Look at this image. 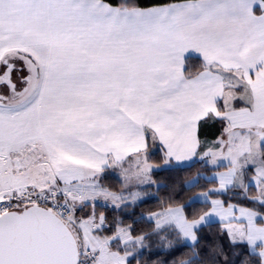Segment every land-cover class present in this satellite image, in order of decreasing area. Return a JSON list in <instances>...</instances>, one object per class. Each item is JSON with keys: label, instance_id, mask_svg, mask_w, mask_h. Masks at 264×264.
I'll return each mask as SVG.
<instances>
[{"label": "snow or ice", "instance_id": "snow-or-ice-1", "mask_svg": "<svg viewBox=\"0 0 264 264\" xmlns=\"http://www.w3.org/2000/svg\"><path fill=\"white\" fill-rule=\"evenodd\" d=\"M155 152L216 186L138 233ZM213 218L227 243L201 251ZM182 240L179 264H264V0H0V264H149L154 243L177 264Z\"/></svg>", "mask_w": 264, "mask_h": 264}, {"label": "trees", "instance_id": "trees-1", "mask_svg": "<svg viewBox=\"0 0 264 264\" xmlns=\"http://www.w3.org/2000/svg\"><path fill=\"white\" fill-rule=\"evenodd\" d=\"M111 3H119L120 0H109ZM155 2V0H141V3L145 6L150 5ZM193 64H197L198 60H193ZM222 125L219 121L210 123L204 122L201 124V137L216 139L221 134ZM151 160L154 162L157 170L152 172L154 181L159 184L157 187L151 185L146 189L147 192L152 193V195L145 198L142 202L135 204L134 206L128 208L127 212L123 215V219L126 224H131L136 232H148L151 231L153 227V221L147 219V215L165 210L168 206H187L188 201L196 196L200 189L186 191L185 185L188 181L192 180L197 174L210 175L213 173L211 171V166H205L200 160H196L189 164L184 165H169L165 167L163 165V154L162 152H155L151 156ZM221 170H224L223 168ZM103 183L112 191L122 190V181L112 174L107 172L105 175ZM216 186V183L205 179H201L200 188H209ZM145 191V190H144ZM201 205H196L193 208L188 209V214L191 216L195 211L197 215L201 209ZM101 211H104L102 205H98ZM109 215H114L113 210L108 209ZM222 231L221 223H213L205 227V229L200 233L204 237V242L200 245V250L209 249L210 245H213L219 240H223L227 243V240L219 236ZM185 242L182 240L180 244V250L184 255L180 256L177 260L190 259L191 251L188 246H184ZM143 259L149 264H165L173 259L171 252L166 250V246H162L159 243H154L150 252L146 253Z\"/></svg>", "mask_w": 264, "mask_h": 264}, {"label": "crops", "instance_id": "crops-1", "mask_svg": "<svg viewBox=\"0 0 264 264\" xmlns=\"http://www.w3.org/2000/svg\"><path fill=\"white\" fill-rule=\"evenodd\" d=\"M207 122H210V123H214V122H217V120H215V119H209ZM202 123H204V122H202ZM199 136H200V139H201V142H202V144L203 143H205V142H207V143H209V144H211L215 139H212V138H203V137H201V127H200V130H199ZM196 160H198V159H195L194 158V160L193 161H191V162H194V161H196ZM191 162H187V163H182L181 165H184V164H189V163H191ZM170 165H176V164H170ZM223 171V170H222ZM107 172H111L112 174H114L115 176H117L121 181H122V183H123V180H122V172H121V170L120 169H109ZM106 172V173H107ZM105 173V174H106ZM119 173L121 174V176L119 175ZM104 174V175H105ZM213 173H211L210 175H203V177L205 178V179H207V180H209V181H213V182H215L213 179H212V177H213ZM151 176H152V173H151ZM153 177V176H152ZM216 183V182H215ZM146 187H149V186H146ZM123 190V189H122ZM161 211H163V210H161ZM159 212V211H158ZM156 213V212H155ZM153 214V213H152ZM150 215V214H149ZM213 223H220L219 221H218V219L217 218H213V220H212V222L210 223V224H213ZM188 244H190V242H188Z\"/></svg>", "mask_w": 264, "mask_h": 264}, {"label": "rangeland", "instance_id": "rangeland-1", "mask_svg": "<svg viewBox=\"0 0 264 264\" xmlns=\"http://www.w3.org/2000/svg\"><path fill=\"white\" fill-rule=\"evenodd\" d=\"M119 175L121 176L120 173H119ZM152 176H153V174H152ZM152 176H151V179L154 181V177H152ZM121 177H122V176H121ZM151 185H155V186L157 187L159 184H156L155 181H154V183H152ZM151 185H150V186H151ZM146 189H148V187H146V186H141L139 190L144 191V190H146ZM133 190H137V189H136V188H133ZM146 192H147V191H146ZM150 195H152V193L147 192V195L143 196V198L140 199V200H138L135 204H137V203H139V202H142L145 198H147V197L150 196ZM98 205H101V204L98 202ZM102 206H103V205H102ZM163 211H164V210H163ZM163 211H159V212H156V213H153V214L147 215L146 217H147V219H148L149 221H154L156 214L161 213V212H163ZM149 218H151V219H149Z\"/></svg>", "mask_w": 264, "mask_h": 264}]
</instances>
